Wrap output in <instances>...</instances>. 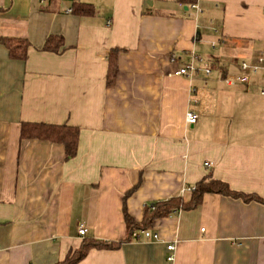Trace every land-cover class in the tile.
Instances as JSON below:
<instances>
[{
  "label": "crops",
  "instance_id": "1",
  "mask_svg": "<svg viewBox=\"0 0 264 264\" xmlns=\"http://www.w3.org/2000/svg\"><path fill=\"white\" fill-rule=\"evenodd\" d=\"M197 3L0 0V37L30 43L24 59L0 44V264H56L85 238L124 240L75 264H264V205L217 193L155 219L158 240H125L123 203L140 223L146 204L188 199L207 174L264 196V64L223 80L264 55V0ZM49 34L63 50H41ZM192 59L193 77L171 74ZM22 122L78 127L76 155L22 140Z\"/></svg>",
  "mask_w": 264,
  "mask_h": 264
},
{
  "label": "trees",
  "instance_id": "2",
  "mask_svg": "<svg viewBox=\"0 0 264 264\" xmlns=\"http://www.w3.org/2000/svg\"><path fill=\"white\" fill-rule=\"evenodd\" d=\"M182 3H190L192 0H179ZM43 2V1H42ZM72 12L78 14H88L91 12L90 5L85 3H74L71 9ZM0 44L7 51L8 56L14 59H24L26 51L30 43L26 39L16 37H0ZM42 51L58 53L63 50V39L60 35L49 34L42 47ZM116 62V55L110 51L108 57V85L109 79L113 72ZM79 128L66 123L54 124L46 122H22L20 126V138L23 139H38L61 144L64 148L65 158L69 159L76 155L78 146ZM195 189L190 192L188 199L180 195L169 197L162 201H156L146 204L144 207L143 218L140 223H136L125 209L123 203V218L127 228V237L125 240H131V232L136 229H148L152 226L155 219L173 215L180 210H190L197 207L204 194L217 193L224 197L241 199L243 202H258L264 205V196L255 193H244L235 189L219 179L213 178L209 174L202 177L194 185ZM125 200V198H124ZM124 240V239H123ZM107 242L94 238H85L80 246L68 253L64 260L56 264H75L81 260L86 252L92 248L95 249H116L119 247V242Z\"/></svg>",
  "mask_w": 264,
  "mask_h": 264
},
{
  "label": "built area",
  "instance_id": "3",
  "mask_svg": "<svg viewBox=\"0 0 264 264\" xmlns=\"http://www.w3.org/2000/svg\"><path fill=\"white\" fill-rule=\"evenodd\" d=\"M41 1H44V0H41ZM188 5L191 8H193L197 11H200V7L197 3V0H192L190 3H188ZM67 12H71V9H68ZM256 61L257 62L255 64H249L247 62H242L240 64V67H239L240 68L239 73L227 74L223 78V80L227 84L247 83L249 80L250 73L256 72L260 68H263L261 66L262 64H264V55L262 52L259 53ZM193 62H195V61L192 59L190 63L178 67L171 74L175 75V76H184V77H189V78L193 77L194 73H196L198 70V68L196 67V64ZM203 70H204V73L206 75H208L210 73V68L207 66H205ZM196 118H197V115L194 112L189 111L186 113L185 120L187 123H190V124L195 123ZM209 165H210V163L208 161H206L204 163V166H206V167H208ZM194 189H195L194 186H188L183 191H190L191 192ZM85 233H86V227L83 224L79 225L78 234L80 236H83V235H85ZM130 236H131V239H134V240H139L140 238L152 239V240H158L159 239V234L157 232L150 231L148 229H136V230L131 232ZM167 249L169 251H171L167 256V260L171 261L174 257V254L172 253V251L174 250V244L173 243L168 244Z\"/></svg>",
  "mask_w": 264,
  "mask_h": 264
},
{
  "label": "bare ground",
  "instance_id": "4",
  "mask_svg": "<svg viewBox=\"0 0 264 264\" xmlns=\"http://www.w3.org/2000/svg\"><path fill=\"white\" fill-rule=\"evenodd\" d=\"M210 163V162H209ZM80 236V235H79Z\"/></svg>",
  "mask_w": 264,
  "mask_h": 264
}]
</instances>
